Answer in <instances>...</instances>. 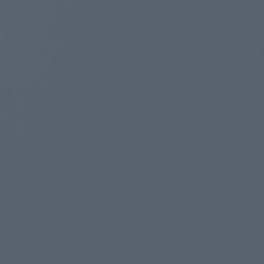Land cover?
Returning <instances> with one entry per match:
<instances>
[{"label":"water","instance_id":"water-1","mask_svg":"<svg viewBox=\"0 0 264 264\" xmlns=\"http://www.w3.org/2000/svg\"><path fill=\"white\" fill-rule=\"evenodd\" d=\"M0 264H264V0H0Z\"/></svg>","mask_w":264,"mask_h":264}]
</instances>
